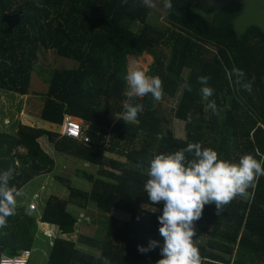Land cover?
<instances>
[{"label":"trees","instance_id":"obj_1","mask_svg":"<svg viewBox=\"0 0 264 264\" xmlns=\"http://www.w3.org/2000/svg\"><path fill=\"white\" fill-rule=\"evenodd\" d=\"M215 1L172 0V8L166 9L167 25L157 26L142 0H0V91L42 96L40 119L62 125L64 115H70L88 126L90 138L84 144L12 122L0 131V172L11 169L10 186L19 190L30 179L52 171L55 161L45 144L98 168L96 175L81 176L91 184L88 192L67 184L69 200L51 196L39 215L26 214L28 206L16 207V214L0 228V253L31 249L40 234L53 239L47 264H103V257L111 264H156L159 247L141 254L137 246L147 247L150 239L163 243L157 219L163 202L148 201L143 189L148 177L136 165L147 167L154 154H170L195 142L232 163L244 154L257 160L264 156V33L252 26L238 38L234 21L244 5L234 1L215 11ZM211 4L209 15L197 11ZM164 48L170 50L169 58ZM47 51L75 65L40 67L39 59ZM146 55L154 60L147 73L162 80L163 94L174 97L185 83L175 115L183 136L164 133L150 94L135 100L144 105L136 123L117 118L126 99L123 77L129 57ZM233 69L243 71V81L238 82ZM201 75L210 77L214 95L209 99L216 101L219 115L205 111L208 101L202 99L197 81ZM248 81H254L250 92L242 87ZM42 82L45 85L37 92ZM2 124L6 126L4 120ZM248 191L247 200L235 198L220 216L215 204L205 205L201 219L194 222L193 242L202 264H264V176ZM69 203L82 210L91 205L108 215L104 235L78 237L77 242L98 249V255L58 237L73 234L82 225L68 211ZM152 207L158 211L152 212Z\"/></svg>","mask_w":264,"mask_h":264},{"label":"clouds","instance_id":"obj_2","mask_svg":"<svg viewBox=\"0 0 264 264\" xmlns=\"http://www.w3.org/2000/svg\"><path fill=\"white\" fill-rule=\"evenodd\" d=\"M122 2L127 3V0ZM142 2L149 8L156 7L155 0ZM163 6L170 10L172 0H163ZM233 72L238 82L243 81L242 70L233 69ZM123 78L126 81L123 93L126 99L122 102L123 111L117 118L126 124L136 123L138 115L144 111L143 104L135 103L136 98L150 94L155 102H159L163 95L162 80L158 76H148L139 67L129 69ZM209 79L204 75L197 77L201 85L199 91L202 99L208 101L205 111L211 110L212 114L219 115L216 101L209 99L214 95V89L208 84ZM253 82H244L242 87L250 92ZM187 90L190 92L191 86H187ZM191 119L189 113L187 121L190 123ZM186 154H192L193 158L188 159ZM154 155L147 162V167L142 163L136 167L148 177L143 189L151 205L163 202L162 214L157 217L163 243L150 239L147 247L138 245L137 250L144 254L159 247L161 258L156 264H202L199 249L193 242L197 235L194 222L201 219L205 205L215 204L216 215L220 216L236 197L247 199L248 190L254 189L259 178L264 176V156L257 160L252 154H244L238 163H232L218 159L215 150L202 148L199 142L188 143L170 154ZM12 179L11 169L0 172V228L6 226L7 217L16 214V198L22 195L10 186ZM151 211L158 209L152 207ZM25 212L31 214L28 209ZM102 259L103 264H111L107 257Z\"/></svg>","mask_w":264,"mask_h":264},{"label":"rangeland","instance_id":"obj_3","mask_svg":"<svg viewBox=\"0 0 264 264\" xmlns=\"http://www.w3.org/2000/svg\"><path fill=\"white\" fill-rule=\"evenodd\" d=\"M156 3V7L155 8H150V20L152 21V23H154L157 26H165L167 25L166 23V9L163 6V0H155ZM212 9V4L211 5H205L203 6H199L197 8V11L203 15H207L208 12H210ZM209 15V14H208ZM137 29V28H135ZM163 53L165 54V56L167 58L170 57V50L167 48H164ZM46 56H42L39 59L38 65L40 67H44L46 69L48 68H58V67H63V66H68V67H72L73 65H75L74 62H70L68 60H64L62 58H59V56L54 52V51H47V53L45 54ZM60 59L62 61H60ZM154 60L151 59L150 57H146V56H142V57H137V59H134L132 57H129V69L131 68H142L143 70H145L146 74L148 76H150L147 72L149 70V67L151 64H153ZM37 70H39L38 67H36ZM51 71V70H50ZM41 72V69H40ZM189 73V69L186 68V70L184 71L185 76H187ZM43 73H41L39 75L40 79L43 80L42 76ZM45 85V83H41L37 86L38 89H36V91L40 92L42 89V87ZM185 85V83L183 84V86ZM183 86L179 89V91L176 93V95L174 97H170L166 94L162 95V98L159 102H156V109L158 111V114L160 115V117L163 120L164 123V133L166 135H176V136H183V126L180 122H177L175 120V115H176V111H177V107L180 103V99H181V94H182V88ZM36 92V93H37ZM9 94L11 95H4V93L0 92V101H2L3 104H7L9 106V101L11 100H15L17 99V101L19 100V103H24L23 104V112L24 114H26L27 112L30 113V115L35 116V118H32V120L36 121H40V117H41V109L43 107V103H42V96H39L37 94H34L30 92L29 95L27 96H17V94L10 92ZM20 97V98H19ZM3 98V100L1 99ZM42 103V105H41ZM103 106H104V101H102L101 107H99V109H97V113H102L103 112ZM10 110H2V108H0V120L3 118V116H7V118H12V121H9V119L5 118L4 119V124L6 126H4L0 121V131L5 129L6 127H9L12 122H20L21 124L23 123L20 119V115L17 118H14V113L13 110H11V107L9 108ZM22 114V112H21ZM206 115V113H205ZM26 119L24 121V123L26 124ZM42 123H45L42 121ZM82 124V122H80ZM24 125V124H23ZM34 126V125H32ZM38 128L41 127V125H37ZM15 128L13 127L14 130ZM10 130V129H9ZM57 133V132H56ZM114 158H117L119 160H124L123 158H121L118 155H113V154H109ZM120 157V158H119ZM65 162H63V165L66 166L68 169H70L72 167V163L70 162V157H66L64 158ZM62 165V166H63ZM92 166V165H91ZM94 169V166H92ZM62 170V167H61ZM59 171V170H58ZM62 171H67L66 169L62 170ZM85 172L88 173L87 170H83ZM67 172L61 173V176L67 177ZM66 178H64L65 180ZM45 178L44 177H39L35 180H32L26 187H25V191H30L32 193V191L36 190L40 193V196H44L46 192H48L51 188V186L49 184L44 185V189H41V185L44 184L45 182ZM49 183V182H48ZM57 183V182H56ZM60 183V182H59ZM68 183V182H65ZM64 183V184H65ZM69 185H71V187H75L76 189H79L81 191H85V187L87 186V183L84 182L83 184L75 182V183H68ZM66 185V184H65ZM58 189H61V185H58ZM62 189H65L64 187ZM58 193V192H57ZM64 198H66V201L69 200L70 198V191L67 192V196H65ZM237 199L240 200H247L245 198L242 197H236ZM18 201V200H17ZM44 200L41 199L39 201L43 202ZM27 204H29V202H27ZM70 204V203H69ZM68 204V205H69ZM70 212L74 215L77 216V218H81V224L82 225H93L94 221L99 218L102 217L104 219L107 218L108 215H104L102 213H100L99 211H97L94 207H92L91 205L87 206L86 209H84V213H79V211L76 210H70ZM36 215H39L40 213L38 211H35ZM76 214V215H75ZM94 226V225H93ZM40 237V243L39 244H35L34 247H32V255L28 261V264H47L48 261V254H49V250H50V241H53V239H48V238H44L42 235L39 234ZM44 242V243H43Z\"/></svg>","mask_w":264,"mask_h":264},{"label":"crops","instance_id":"obj_4","mask_svg":"<svg viewBox=\"0 0 264 264\" xmlns=\"http://www.w3.org/2000/svg\"><path fill=\"white\" fill-rule=\"evenodd\" d=\"M146 57H150L151 59H153L149 55H146ZM0 92L4 93V95L5 94L6 95H11V94H9L10 92H5V91H0ZM1 99L3 100V98H1ZM19 100L17 101V99H15V100L13 99V100L9 101V106L7 104H3L2 101H0V108H2V110L4 111V110H10L9 108L11 107V110H13V113H14V118H17L20 115V119L23 122L22 125L24 124V125L29 126V127H37L38 128L37 125L40 124L41 127H39L38 129H43L45 131L54 132V133L57 132L58 134L61 132L63 123H62V125H57V124H53V123H50V122L43 121L42 119H40V121H36L35 122L34 120H32V118L36 119L35 116L30 115L29 112L24 114V112H23V104L24 103H22V101H21V103H19ZM21 112H22V114H21ZM5 118H7V116H5V117L3 116V118L0 121H3ZM7 119H9V118H7ZM12 119H13V117H12ZM25 119L28 122L26 124L24 123ZM42 121L45 122V123H42ZM32 125H34V126H32ZM45 150H46L47 153H50L52 155V157H53V159L55 161L54 169L52 171L48 172V173H43V174H41L39 176H36L34 179H30L29 181H27L19 189V191L22 193V195L16 198V200H18L17 201V206H16L17 208L18 207H27L28 206L27 202H29V203L32 202V200H34L35 195H38L39 199H38V203H37L38 204V210L37 211L40 213V211L42 210V207L44 205V202H46L47 199H49V197H51V196H55V197H57V198H59L61 200H65L66 201V198H64V197L67 196V192L69 191V188L67 187L68 183L78 182L80 184L81 183L83 184L84 182H86L87 186L85 187V191H83V192H88L90 190V188H91V184L87 180L83 179L81 176L83 174L96 175L97 174L96 172L98 170L96 165H92V166H94V169H92L93 167L91 166V164L86 163V162H84V161H82V160H80V159H78L76 157H73V156L68 155V154H66L64 152H61V151H57V150L51 151V148L49 147V145L47 146L46 144H45ZM65 156L66 157L67 156L70 157V162L72 163V167L70 169H68L66 166L63 165V162H65V160H64ZM108 156L112 157L111 155H108ZM61 167H62V170L66 169L67 171H62ZM83 170H87L88 173L83 171ZM64 172L68 173L67 177H64V176L60 175L61 173H64ZM41 176L46 179L44 184L41 185V189H44V185H47V184H49L51 186L50 190L48 192H46L43 197L40 196V193L38 191H36V190L32 191V193L30 191H25L24 192L25 187L32 180H35V179H37V178H39ZM96 177H98V176H96ZM64 178H66V179L64 180ZM65 182H68V183H65ZM58 185H61V189L60 190L58 189ZM63 187L65 189H62ZM77 190H79V189H77ZM41 199H43L44 201L39 203V201ZM67 208H68L69 212H70V210L73 209V210L79 211V213H84L83 212L84 210L76 207L73 203H70ZM114 215L117 216V217H121V218H126V219L129 218L128 215H123V214H120L118 212H115ZM102 217H99V218H97L94 221V223H93L94 226L90 225V224L76 226L75 231H74L73 234L67 235V234L59 233L58 237L59 238H63V239L73 240L74 242L78 241L79 235H83V236L87 235V236H91V237L92 236L101 237L105 233V219L102 218ZM64 236H69L70 238H64ZM51 242L52 241H50V245H51ZM39 243H40V237L38 235L37 238H36V242L34 244H32V247H34L35 244H39ZM77 247H79V248H81L83 250H86V251H90V252H92L93 254H96V255L99 254V250L98 249L89 248V247H87V245L79 243V242H77Z\"/></svg>","mask_w":264,"mask_h":264},{"label":"built area","instance_id":"obj_5","mask_svg":"<svg viewBox=\"0 0 264 264\" xmlns=\"http://www.w3.org/2000/svg\"><path fill=\"white\" fill-rule=\"evenodd\" d=\"M134 59L137 57L131 56ZM88 130V126H85L80 123L77 119H74L70 115L65 114L63 120L62 130L59 134L62 137H66L68 139H72L78 142H82L84 144L90 143V138L86 135V131ZM108 138V137H107ZM109 140V139H108ZM106 140V146H109V141ZM38 199L39 196L35 195L34 200L28 204V208L30 211L38 210ZM81 221V218H78ZM32 255V249L25 248L21 249L15 255H8L5 252L0 253V264H28V261Z\"/></svg>","mask_w":264,"mask_h":264},{"label":"water","instance_id":"obj_6","mask_svg":"<svg viewBox=\"0 0 264 264\" xmlns=\"http://www.w3.org/2000/svg\"><path fill=\"white\" fill-rule=\"evenodd\" d=\"M234 1L244 5L242 13L234 21L237 37L241 38L252 26L259 27L264 33V0H219L213 6L215 11H220V8L227 7Z\"/></svg>","mask_w":264,"mask_h":264},{"label":"flooded vegetation","instance_id":"obj_7","mask_svg":"<svg viewBox=\"0 0 264 264\" xmlns=\"http://www.w3.org/2000/svg\"><path fill=\"white\" fill-rule=\"evenodd\" d=\"M218 1H219V0H218ZM215 2H216V1H215ZM215 2H213L212 4L214 5ZM222 8H223V7H222Z\"/></svg>","mask_w":264,"mask_h":264}]
</instances>
